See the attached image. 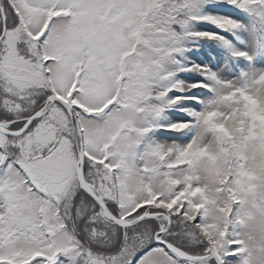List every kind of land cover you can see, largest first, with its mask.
Wrapping results in <instances>:
<instances>
[{"label":"snow or ice","instance_id":"snow-or-ice-1","mask_svg":"<svg viewBox=\"0 0 264 264\" xmlns=\"http://www.w3.org/2000/svg\"><path fill=\"white\" fill-rule=\"evenodd\" d=\"M0 264H264V0H0Z\"/></svg>","mask_w":264,"mask_h":264}]
</instances>
